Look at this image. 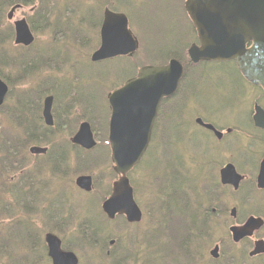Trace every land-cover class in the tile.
<instances>
[{
    "label": "rangeland",
    "instance_id": "rangeland-1",
    "mask_svg": "<svg viewBox=\"0 0 264 264\" xmlns=\"http://www.w3.org/2000/svg\"><path fill=\"white\" fill-rule=\"evenodd\" d=\"M184 3L185 0H39V11L42 9L51 19L52 25L43 31L38 28L35 44L25 53L39 55L42 61L38 63L37 59L31 64L34 69L28 72V81L20 80L18 75H15V81L10 79L11 94L6 101L10 110L5 108V111H0V128L12 132L18 131V128L29 132L33 128L38 137L48 140L39 145L50 147V157L46 159L47 156L32 155L29 148L32 143H37L30 141L23 145L22 154L20 150L18 152L19 145L13 140L11 150L18 153L11 159H14L16 165L9 168L1 162L0 188L9 184L11 188H21L23 193L19 196L20 199H8L12 204L9 211L11 215L0 214V264H49L43 242L48 231L59 235L64 246L66 244L72 247L71 250L80 258V264H264V256L259 259L247 257V251L252 245L251 239L237 246L233 244L229 233V226L236 221H244L251 214L264 216V191L254 192L251 185L247 184L240 192H235L220 183V169L227 162H234L236 157L238 163L243 156L258 160L260 154L256 156L251 153H259L260 148L252 144V136L245 137L242 141V131L234 134L237 135L238 142L236 137L223 142L225 139L218 141L212 134L201 131L203 129L195 123L196 117L203 116L209 121H215L222 129L232 127L228 124H233L234 121L247 127L245 119L252 106V95L246 89L249 86L242 85L231 70H218L215 65L208 67V72L202 75L198 85H193L194 91L189 89L187 81V84L182 85L171 101L173 111L167 104L164 105L146 155L140 165L129 174L135 198L144 212L143 220L138 224L128 225L124 218L113 222L103 221V215L97 212L102 201L110 196L117 179L111 149L105 142L110 118L107 95L131 77L143 63L165 56L170 49L165 40L171 41L177 36L179 39H191L190 32H185L190 25L181 8ZM109 5L124 8L122 11L128 14L131 29L141 41L140 51L130 59L92 64L90 56L101 43L103 10ZM10 8L11 6L4 5L0 10V16L4 14L3 26L0 28L4 36L7 29L12 33L13 21L7 19ZM30 16L39 24L31 5L18 10L15 18ZM193 40L192 35V40L184 43L191 44ZM177 41L175 40L176 43ZM10 44L14 46L13 39ZM171 48L176 53L182 50L178 45ZM151 52H154L153 57L148 58L147 54ZM0 53L6 55L8 60L9 54H18L20 51L5 47ZM5 67L0 63V68ZM3 73L14 77L11 66L9 70L3 69ZM80 85H83L93 100L96 97L99 103L95 106V112L77 105L68 114L67 109ZM22 90H31V94L40 100L41 106L47 95L59 97L54 109L56 125L51 130L42 120L40 111L28 113L33 119H26L27 129L22 127L24 122L21 121L17 103V98L24 92ZM195 92L199 93L195 95ZM93 114V121L90 122L98 145L88 150L75 146L71 137L80 123L89 121ZM238 143L243 147L242 150ZM2 156L0 150V157ZM79 160L97 161V168L87 172L77 163ZM246 164L249 169L245 172L253 179L257 171L251 169L249 161ZM165 166L176 175L175 182L180 179V170L183 178H194L197 183H201L204 199L187 189L177 199L179 202L184 199H189V203L196 200L195 206L198 205L203 214L205 209L215 210L209 223L206 221L205 226L203 223L199 226L201 237L196 235L194 229L188 230L189 234L184 229L185 224L178 222V219L173 222L178 224V228L167 229L168 226L163 227L161 224L160 227L164 230L159 229L157 205L169 199H161L159 196L164 191L166 195L176 193L173 187L162 189L156 185L159 178L154 175L160 172V177V168ZM237 168L240 172L244 171ZM84 173L94 176V188L90 193L82 192L75 184L76 177ZM175 203L176 199H169V204L174 208ZM234 206L238 208L236 220L230 215ZM180 207V216L187 217V206ZM196 212L198 214V209H195ZM88 214L99 227H105V232L102 231V237L95 245L82 243L81 224ZM25 227H28V231L24 235L21 232ZM172 232H179L178 239L184 241L182 247L172 244ZM3 234L6 241L1 239ZM105 235L115 236L118 241L115 242V248L111 245L109 250L104 245ZM257 235L264 236V228ZM216 243L223 250L222 258L218 261L210 256V250Z\"/></svg>",
    "mask_w": 264,
    "mask_h": 264
},
{
    "label": "water",
    "instance_id": "water-1",
    "mask_svg": "<svg viewBox=\"0 0 264 264\" xmlns=\"http://www.w3.org/2000/svg\"><path fill=\"white\" fill-rule=\"evenodd\" d=\"M185 9L200 40V45L193 44L189 49L192 61L234 60L251 82L264 88V0H186ZM14 11L15 8L10 17ZM15 25L16 43H33L35 37L27 21L19 20ZM138 48L139 40L129 28L128 16L106 7L101 26V45L92 54V61L121 55L133 56ZM183 72L184 66L177 59L163 66L147 65L123 87L109 94L112 107L109 125L111 158L113 169L119 176L113 183L111 196L102 205L110 219L124 215L130 223H138L143 218V211L135 199L128 174L141 162L149 147L161 100L175 93ZM8 91L7 83L0 77V106L5 102ZM52 102L53 96L48 97L45 102L44 116L48 125L54 123ZM197 122L214 130L221 137V132L213 125L204 123L202 119ZM258 123L264 124V118ZM71 140L86 149L97 145L91 124L87 121L80 125ZM31 152L46 153L47 148L33 146ZM220 175L223 184L232 185L236 190L244 179L232 163L225 165ZM76 183L80 188L91 191L93 177L81 175ZM258 187L264 189V160L258 175ZM231 215L237 217V208L231 210ZM262 226L264 219L252 215L243 224L231 226L230 231L233 240L240 242L243 238L252 236ZM46 239L53 264H79L80 260L73 251L62 248V241L58 236L49 233ZM262 253L263 239L255 242L251 255ZM211 254L218 258L219 246Z\"/></svg>",
    "mask_w": 264,
    "mask_h": 264
},
{
    "label": "trees",
    "instance_id": "trees-1",
    "mask_svg": "<svg viewBox=\"0 0 264 264\" xmlns=\"http://www.w3.org/2000/svg\"><path fill=\"white\" fill-rule=\"evenodd\" d=\"M31 3H34V1H32ZM110 7H112L115 10H123L124 8H121L120 6L114 7L113 5H109ZM184 14L186 15L185 11H184V7L183 5L181 6ZM186 18L188 19L187 15ZM46 25H42L40 28L41 29H46L48 27V17L46 19ZM32 26L34 28V30H38L39 26H35L34 23H32ZM195 33V31H193ZM3 34L0 32V52H2L3 48L5 47H9L13 50H17L20 51V53L18 54H9L8 55V60H6V55H1L0 53V63L3 64L4 66H6L5 68H0V71L3 72V69H6L7 67H10V65H14L12 67V74L14 75V77H12L11 75V80L15 81V75H18V78L22 81H25L27 79L28 81V72H30L32 69H34L31 64H34L37 59H38V63L40 61H42V58H40L39 55H29L25 52H27L26 50H29L32 46L30 47H23V46H11V41L13 39V34L8 30L6 36H2ZM174 45V42L172 43H168V47H172ZM184 45H182V50L179 53H176L175 50L173 51L172 48L168 49V52L165 56L162 57V60L160 59L159 61H156L154 59H149L150 62H156L157 64L159 63H164L166 62V60L170 57H176L178 59H181V61L184 62H188L189 57L187 54V47H184ZM154 52H151L150 54H147L148 58L149 56H151V58L153 57ZM165 58V59H164ZM123 59V58H121ZM119 60V59H118ZM223 69V71H229L228 68H226V64H223L221 66V70ZM37 70V69H36ZM231 70V67H230ZM34 72V71H32ZM31 72V73H32ZM232 72V70H231ZM121 75V74H120ZM4 76V75H3ZM6 77V76H4ZM7 80L10 81V78L7 76L6 77ZM24 79V80H23ZM84 83V82H83ZM21 84H24L21 82ZM24 92H22L20 94V96L17 98V103L19 104L18 109H20L19 113L22 116L21 121L24 122V124H22V127H24L25 129L28 128L27 126V121L26 119L29 117L27 114L28 113H39L40 111V100H38L36 97H34L33 94H28V91L22 90ZM34 91H32L33 93ZM10 94H11V90H10ZM59 98V97H57ZM38 100V101H37ZM94 103V105H93ZM99 102L97 101L96 97L93 100V98L86 93V91L83 88V85H80L79 87L76 88V95L75 97H72V101L70 102V105L67 109L68 114L73 111V109L76 108V106L78 105V107H83L86 108L89 111H93L95 112L96 108L95 106L98 104ZM94 107V108H93ZM5 108L7 110H10L9 106H4L3 107V111H5ZM10 112V111H8ZM91 119L89 121H93L92 118L94 117L93 115H90ZM26 121V122H25ZM21 126V124H20ZM52 127H50L49 130H51ZM22 132V136L20 137V135H18L19 137H15L16 140H18V144L17 146L18 148V152L19 150L22 151L24 150L23 145L27 142H36V143H42V142H46L48 140L43 139L42 137H38L37 132L35 130L32 131H26L23 130L22 128L20 129ZM19 130V131H20ZM10 133H12V131H8L6 129H2L0 128V147L2 148L1 152L3 154L4 157H0V166L1 162L2 164H4V166H8L9 168L14 167L16 164H14L12 155L15 156L17 155V153H15V150H11V147L9 144L11 143L12 137L9 135ZM24 136V137H23ZM106 139V144L109 145L108 143V137L105 136ZM14 148V147H13ZM110 148V147H109ZM62 158V157H60ZM64 159V158H62ZM78 164H80L81 168L87 172L89 171H94L95 168H97V161H93V160H88V161H77ZM180 168H181V164H180ZM160 170L162 171L160 177H159V173L155 174L154 176L158 179V182L156 183V185L158 184V188L161 187L162 189L164 188H169V187H173L176 191L175 194L173 195H166L165 191L163 192L162 196H159L161 199H164L165 197L169 198V199H176V203L178 205H176V203L174 204V206L176 208L173 207V205L169 204V199L163 200L161 201V203H159L157 205V210H158V214H157V219L159 221V229H162L160 227V225L162 224L163 227L164 225H166V227L168 226L167 229H173L174 227L178 228V224H174V220L178 219V222H183L185 224L184 229L191 234L188 230H193L195 231L196 235H201L202 233L200 232V225L203 223V225L205 226L206 224H204V222L206 223V221H208L209 223V219L210 216L214 215V211L213 209L209 208L207 211L205 209L204 214L201 213L200 207L198 205L195 206L196 200L195 201H191L189 203V199H184L183 201H178L177 199H180L182 197V195L185 193V191L187 189H191L193 192V195H199L201 197V199H204V197H202L201 194V183H197V181H195L194 178H183L182 176V172L179 170L180 174L178 175L180 179H178L177 182H175V179L177 178L176 175H174L172 172H170V168L168 167H162V169L160 168ZM164 176H166L164 178ZM162 182V184H161ZM155 185V186H156ZM185 185V186H184ZM4 186V185H3ZM157 188V189H158ZM254 189V188H252ZM10 193H13L11 188H8V185L5 184L4 188H0V210L3 211V209L5 208V205L3 204L4 201H6V199L10 196ZM170 196V197H169ZM172 197V198H171ZM181 204V205H180ZM182 205H186L187 208V217L186 216H180L181 214V207ZM195 209H198V214L197 212L195 213ZM97 212H99V214L101 213L103 215V221H110L113 222L111 220H109L106 215L103 213L102 209L99 207V211L97 208ZM197 214V215H196ZM90 214H88L87 216H85L81 226H83V233L81 235L82 238V243L86 245V243L89 244H97L99 239L102 237V231L103 228L105 227H99L97 225V222L89 216ZM101 216V215H100ZM122 218V217H121ZM126 223V221H124ZM127 224V223H126ZM199 224V225H198ZM128 225V224H127ZM80 226V227H81ZM199 231H197V230ZM164 230V229H162ZM166 231V229H165ZM105 232V231H104ZM8 235L10 236V233H8ZM170 235L173 237L172 240V244L175 247H182L183 245V239H178L179 236V232H172L170 233ZM4 234L2 235V240L4 239ZM115 239L114 235H105L103 236V242L104 245H106L107 247H111V240ZM116 240V239H115ZM6 241V240H5ZM116 243H118V241H115ZM116 243L114 244V248L116 247ZM70 249L72 247H69ZM117 261H120V259H118V257H116ZM232 260V259H231Z\"/></svg>",
    "mask_w": 264,
    "mask_h": 264
},
{
    "label": "flooded vegetation",
    "instance_id": "flooded-vegetation-1",
    "mask_svg": "<svg viewBox=\"0 0 264 264\" xmlns=\"http://www.w3.org/2000/svg\"><path fill=\"white\" fill-rule=\"evenodd\" d=\"M197 42H199V41L197 40ZM185 46H186V44H185ZM201 65H204V63H200V64H197V65H192L193 70L191 69L190 71H188V75H187V80L186 81H187L189 87H191L192 85H195V83L202 76V74H199V73L196 72L197 71L196 67L201 66ZM237 70H238V68H237ZM238 72H239V70H238ZM240 75H241V73H240ZM244 78L245 77H243V79ZM246 82L248 84H250L248 82V80ZM250 85L253 86L252 87V92H251L252 97H251V100H250L252 102V106H251V109L249 108V111H248V113L246 115V119H245V121L247 122V127H245L244 130L240 127L239 131H242V133L240 135V136H242V138H244V139H242V141L245 140L246 138H250L251 136L253 137V138H251L252 139V144L254 146H256V145L259 146L260 149H259V153H256V151H253L251 154H255L256 156H258L260 154V156H259L258 160L252 159L250 157L243 156L242 158H240L239 161L237 160L238 163H236V160H234V162H232L233 164L234 163L236 164L235 165L236 168L239 167L240 170H241V168H242V170H244L243 172H240V171L239 172L245 176V179L241 182L240 189L235 191V192H240L242 187L243 186H247V184L251 185V189L253 188L252 184H256L257 183L256 178H257V175H258V172H259V169H260L261 161L264 158V124L262 123L263 124V126H262V124L258 123V122L261 121L262 117L264 118V116H263L264 113H262V111H261V110L264 111V89L261 86L252 85V84H250ZM174 97H175V95L169 97L168 99L163 100L162 104H167L169 106V108H172V105H170V104H171V101L174 99ZM171 110L173 111V108ZM199 117L201 118L202 116L196 117L195 123H197L196 120ZM203 128L205 129V127H203ZM205 130H207V129H205ZM221 130H223V132H224L221 140L223 138H225L226 134L228 135L229 133H233L235 131L234 128H232L231 132H227V133L225 132V129H221ZM209 132L211 134H213L212 131H209ZM154 133H155V131H154ZM237 142H238V140H237ZM238 145H239V148L242 150L243 147H241L239 143H238ZM253 149H254V147H253ZM246 161L250 162L251 169L257 171L256 176L253 179H250V175L245 172V171H247V169H249L247 164H246ZM257 191H264V189L263 190H257ZM246 197H249V196H246ZM258 232H260V230ZM258 232H256L254 234L253 238H247V239L243 240L240 244H237V246H239V245L243 244L244 242H246L247 240L251 239L252 245H251L250 249L247 251V256L250 259H259V258L264 256V254L255 255V256L250 255V251L254 248L255 241L258 240V239H264V236L257 235ZM46 248H47L46 252L48 254V245L47 244H46ZM220 252H221V245H220ZM232 255H235V254H232ZM221 256H222V253H220V258L219 259H215V261L220 260Z\"/></svg>",
    "mask_w": 264,
    "mask_h": 264
}]
</instances>
